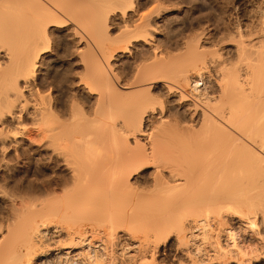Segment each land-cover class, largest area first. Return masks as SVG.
Returning a JSON list of instances; mask_svg holds the SVG:
<instances>
[{
  "label": "bare ground",
  "instance_id": "obj_1",
  "mask_svg": "<svg viewBox=\"0 0 264 264\" xmlns=\"http://www.w3.org/2000/svg\"><path fill=\"white\" fill-rule=\"evenodd\" d=\"M137 1L0 0V170L38 161L1 186L0 264H264V0L224 22L235 61Z\"/></svg>",
  "mask_w": 264,
  "mask_h": 264
},
{
  "label": "rangeland",
  "instance_id": "obj_2",
  "mask_svg": "<svg viewBox=\"0 0 264 264\" xmlns=\"http://www.w3.org/2000/svg\"><path fill=\"white\" fill-rule=\"evenodd\" d=\"M254 1L255 0H217V1L216 0H174V4H172V5H170V4L168 5L167 4V6H168V8L169 7L171 9L173 8L174 13L177 14V16L179 18V20H178V26L179 27H177V29L178 28L179 29L178 30L176 29V32H175L176 33V39L175 40H178V43L182 46L184 43H186L188 41L195 40V39L197 40L198 38H200L201 40L200 39L199 40L200 41L203 40V41L200 43V41L198 40L199 43L203 47L204 46H205V48L207 47L206 50H209L208 53H210V52L212 53V50L214 49V47H216V52L219 49L220 50L222 49L224 56H226V54L228 55L230 53V55H229L230 57L229 58H231V59L233 58L234 59L233 61H235L236 58L234 56L236 55V52L234 51L235 48H233L234 45H232V43H228V42L226 43L227 39L224 40V38L226 37L225 34H224V38L221 37L223 35V33H225V28H224L225 24H224V22L227 21L228 17H232L233 19L239 21L240 23H242L241 21L245 22L246 20H248L249 16H250V9H251V6H252L251 3H253ZM137 2H138L137 6H139V8H140V9H138V8L137 9L139 11H141V13H142V11L143 12L149 11L148 9H151V6L154 7L155 4H157L155 2V0H138ZM173 5H175V6H173ZM165 6H166V4H165ZM224 13H226V14H224ZM219 15H220V18H219ZM164 18L160 19V23L162 25L160 24L161 27H160L159 31H161V29L163 28V30H164V31L162 30L163 33L164 34L165 33L168 34V29H169L170 25H168V23H169L168 22V18L165 19V20H164ZM165 21L167 23L163 24V23H165ZM220 31H222V32H220ZM220 33H221V35H220ZM67 36L68 35L62 34V35H60L59 38H57V42L54 45V50L50 54H48V57L46 59V63H45V66H44L45 69L43 68V74H45L44 72H46L47 70H50V69L52 70V68H51L52 66H55L56 74L60 72L61 79L59 77V79H60L59 81H60L61 85H64L63 87H64V89L66 91V96L70 95V91L71 90H70V87H68L67 83H64V84L62 83V80H63V78H66V76L70 77V75L67 73V70L69 68H74L75 69L78 66V64H77V66H75L76 62H74L75 61V57L77 56V52H78V50H77L78 45L74 41V39H72V37H69V36L67 37ZM219 41H221V42L223 41V43L225 42L226 44L224 43L222 45V43L219 42ZM216 42H217L216 46L212 47L213 46L212 44L214 43V45H215ZM219 43H221L220 44V46L222 45L221 47L217 46V45H219ZM218 47H219V49H218ZM205 48H204V50H205ZM222 51H221V54H222ZM77 69H78V67H77ZM79 70H77V72ZM75 71H76V69H75ZM74 73H76V72H74ZM60 83H58V84H60ZM65 86H66V88H65ZM45 92H47V91H45ZM80 95H81V98H82L83 101H85L86 103L88 102L87 105L89 107L93 106V101L91 99H89L90 98L89 96H87L85 93H82ZM62 97H63V95H62ZM63 98L65 99L66 97L64 96ZM176 104L177 103H173L169 107V109L171 111H174V112H182L181 111L182 109L179 108V106L176 105ZM23 117H24L23 118L24 127L27 130H30V128H32L34 126V125H32L33 124V119L27 114H23ZM1 126H2V124L0 125V127ZM3 127H1V128L3 129ZM1 128H0V130H1ZM6 128L7 127H5L4 130H6V132H7ZM33 129H34V127H33ZM3 132L5 133V131H3ZM1 148H2V146H1V143H0V149ZM30 148H32V149L35 148L34 150H37V149L43 150L42 147H40V146L37 147L35 144L32 145ZM39 150H37V151H39ZM1 158L3 159V156L1 155V150H0V162L2 161ZM34 158H36V157H34V156H33V158L31 157L32 162L30 160L31 164L33 163L32 165H34V164L36 165L37 164L36 162H38V161H36L37 158L35 160H34ZM5 159L6 160L10 159L12 161L13 158L11 159V157L6 156ZM12 162H10V163L13 164V166H11L10 170H5V171H1L0 170V183H2V184H0V187L3 186V189L7 188L8 191L12 189V187H11L13 185L12 181L15 178H17V179H25V180H26L27 177L30 178V167H29V163L30 162L22 164L20 162H16V160L14 161V159H13ZM14 162H15V164H14ZM16 164H17V166H16ZM56 170H58V169H56ZM45 171L46 170H44V173H45ZM47 172H49V170H47ZM9 176L12 179L11 178L9 179L8 178ZM7 180H10V181H7ZM9 184H10V188H9ZM0 189H2V187ZM7 189H5V190H7ZM4 207H5L4 201H3V199H0V211H5ZM172 260L173 259L167 260V264H170V263L178 264L179 262L181 263V262L185 261L182 258V256H179L178 260L177 259L175 261H172ZM179 260H181V261H179Z\"/></svg>",
  "mask_w": 264,
  "mask_h": 264
}]
</instances>
